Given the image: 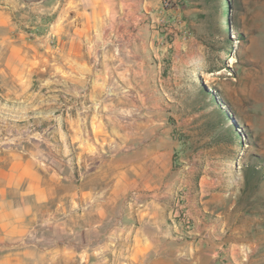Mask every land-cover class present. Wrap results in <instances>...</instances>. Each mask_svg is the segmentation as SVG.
Listing matches in <instances>:
<instances>
[{"label": "rangeland", "instance_id": "rangeland-1", "mask_svg": "<svg viewBox=\"0 0 264 264\" xmlns=\"http://www.w3.org/2000/svg\"><path fill=\"white\" fill-rule=\"evenodd\" d=\"M48 1L0 0V163L38 167L57 216L127 167L144 218L204 217L217 264H264V0H152L167 15H146L125 73L118 39L56 63Z\"/></svg>", "mask_w": 264, "mask_h": 264}, {"label": "crops", "instance_id": "crops-1", "mask_svg": "<svg viewBox=\"0 0 264 264\" xmlns=\"http://www.w3.org/2000/svg\"><path fill=\"white\" fill-rule=\"evenodd\" d=\"M32 4L29 9L37 11ZM166 12L153 8L152 0H49L43 32L57 39L54 61L59 58L62 67L87 58L84 45L91 40L103 39L104 45L118 39L117 61H125V73L135 39H142L149 23L146 15L161 20ZM36 18L42 22L41 15ZM17 163H0V264H217L222 243L215 225L202 217L190 230L171 229L161 218H144L143 208L126 200L132 186L127 167L108 169L80 196L70 193V208L57 216L38 167L27 174Z\"/></svg>", "mask_w": 264, "mask_h": 264}, {"label": "trees", "instance_id": "trees-1", "mask_svg": "<svg viewBox=\"0 0 264 264\" xmlns=\"http://www.w3.org/2000/svg\"><path fill=\"white\" fill-rule=\"evenodd\" d=\"M204 3L205 4H209V0H204ZM212 2H210V4H211ZM216 7H218V4H216ZM250 172V171H249ZM252 173L253 174H256L257 173V171H252Z\"/></svg>", "mask_w": 264, "mask_h": 264}, {"label": "bare ground", "instance_id": "bare-ground-1", "mask_svg": "<svg viewBox=\"0 0 264 264\" xmlns=\"http://www.w3.org/2000/svg\"><path fill=\"white\" fill-rule=\"evenodd\" d=\"M208 81V80H207Z\"/></svg>", "mask_w": 264, "mask_h": 264}]
</instances>
